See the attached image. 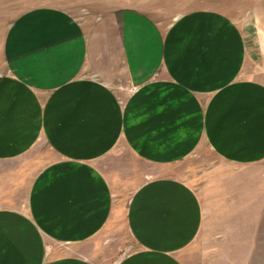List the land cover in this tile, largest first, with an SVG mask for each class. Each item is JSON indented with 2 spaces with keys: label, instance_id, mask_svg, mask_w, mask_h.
<instances>
[{
  "label": "crops",
  "instance_id": "obj_1",
  "mask_svg": "<svg viewBox=\"0 0 264 264\" xmlns=\"http://www.w3.org/2000/svg\"><path fill=\"white\" fill-rule=\"evenodd\" d=\"M0 65V264H186L200 200L159 175L123 203L125 155L169 170L205 145L247 176L264 160V24L249 34L202 11L164 32L134 10L81 24L40 8L0 41ZM227 200V217L243 216L248 204ZM218 238L237 264H260L264 248Z\"/></svg>",
  "mask_w": 264,
  "mask_h": 264
},
{
  "label": "rangeland",
  "instance_id": "obj_2",
  "mask_svg": "<svg viewBox=\"0 0 264 264\" xmlns=\"http://www.w3.org/2000/svg\"><path fill=\"white\" fill-rule=\"evenodd\" d=\"M40 8L60 10L81 24L93 22L118 11L134 10L150 18L164 32L178 17L202 11L219 13L249 34L258 32L259 25L264 24V0H0V41L20 16ZM2 70L0 65V71ZM45 151L46 149L42 148L43 154H46ZM125 158L124 166L125 161H128V165L134 167L122 176L123 181L118 185L120 188L117 194L123 203L135 187L159 175H169L186 183L200 200L204 221L201 234L184 254L186 264H237L229 256L220 253L219 235L229 238L227 245H238L237 243L245 240V246L264 248V160L254 164L250 175L247 176L246 172L249 170L245 171L244 175L234 174L230 167L218 161L205 145L181 163L172 165L169 170L149 168L134 162L126 155ZM117 162L116 159H108L103 165L113 168ZM245 178L249 184L238 192H232L235 188L233 183L245 182ZM233 194L243 195V198H233ZM227 199H242L238 202L248 204L234 208L241 210L243 216L227 217L233 208L227 206ZM246 213L249 221H246ZM219 215L222 216L218 217ZM243 217L245 222L235 221ZM125 229L124 223L117 228L118 235L125 244L124 256L135 250L127 238ZM232 236L234 238H230ZM66 249L69 250L65 247L62 251ZM251 257L255 259V263H264L263 254Z\"/></svg>",
  "mask_w": 264,
  "mask_h": 264
}]
</instances>
